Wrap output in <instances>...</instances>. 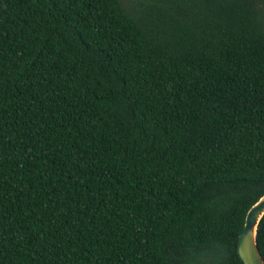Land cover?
Masks as SVG:
<instances>
[{
	"label": "trees",
	"instance_id": "16d2710c",
	"mask_svg": "<svg viewBox=\"0 0 264 264\" xmlns=\"http://www.w3.org/2000/svg\"><path fill=\"white\" fill-rule=\"evenodd\" d=\"M263 193L264 0H0V264H243Z\"/></svg>",
	"mask_w": 264,
	"mask_h": 264
},
{
	"label": "water",
	"instance_id": "95a60500",
	"mask_svg": "<svg viewBox=\"0 0 264 264\" xmlns=\"http://www.w3.org/2000/svg\"><path fill=\"white\" fill-rule=\"evenodd\" d=\"M264 214V193L248 208L237 238L236 252L243 264H264L256 242V229Z\"/></svg>",
	"mask_w": 264,
	"mask_h": 264
},
{
	"label": "rangeland",
	"instance_id": "374dc122",
	"mask_svg": "<svg viewBox=\"0 0 264 264\" xmlns=\"http://www.w3.org/2000/svg\"><path fill=\"white\" fill-rule=\"evenodd\" d=\"M122 1H125V0H122Z\"/></svg>",
	"mask_w": 264,
	"mask_h": 264
}]
</instances>
